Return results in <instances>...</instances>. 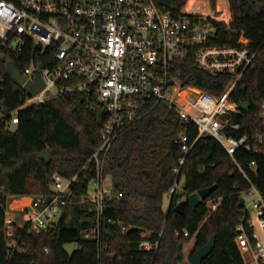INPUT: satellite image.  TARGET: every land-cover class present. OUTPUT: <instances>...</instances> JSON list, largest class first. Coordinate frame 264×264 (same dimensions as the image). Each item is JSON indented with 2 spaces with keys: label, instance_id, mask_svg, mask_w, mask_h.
Masks as SVG:
<instances>
[{
  "label": "trees",
  "instance_id": "obj_1",
  "mask_svg": "<svg viewBox=\"0 0 264 264\" xmlns=\"http://www.w3.org/2000/svg\"><path fill=\"white\" fill-rule=\"evenodd\" d=\"M154 1L176 18L200 17L184 12L187 2L188 11H197L195 0ZM228 2V25L206 17L216 27L209 44L240 46L244 38L257 51L232 94L237 102L250 104L238 118L242 123L238 135H247L254 143L252 134L259 127L254 115L264 102V0ZM211 7L216 8V0H211ZM28 59L27 52L0 58V101L4 109L19 108L28 98L10 70L11 66L21 69ZM178 72L182 86L175 90L174 97L195 111L211 108L234 79L232 74L211 75L199 68L194 53L185 61L171 63L170 73ZM132 114L105 163L104 174L119 196L104 201L101 258L96 241L83 235L97 224L95 206L86 200L88 184L96 178V165L88 161L102 144L101 131L109 118L106 105L95 93H67L23 108L14 130L0 121V185L5 188L0 199V264H190L188 260L183 262L185 244L194 238L193 254L212 236L216 237V245L202 264H245L236 241L239 203L251 183L264 197V153L239 150L231 157L215 138L204 136L194 143L180 165L184 155L180 136L187 133L192 141L197 135L196 126L184 122L168 101L154 97L136 99ZM46 149L51 152L49 160L41 157ZM253 161L254 168L250 166ZM55 173L66 178L76 176L79 181L72 185V194L57 223L36 231L28 221L22 226L15 222L8 236L5 220L9 202L24 196L49 197ZM181 179L182 192L171 194ZM213 185L217 188L196 208L187 202L181 213L175 211L191 194ZM210 202L218 204L215 210L210 209ZM143 231L153 236L162 233L156 255L139 249ZM184 231H188V237ZM69 243L77 244L72 253L65 249ZM113 253L114 257L108 255Z\"/></svg>",
  "mask_w": 264,
  "mask_h": 264
},
{
  "label": "built area",
  "instance_id": "obj_2",
  "mask_svg": "<svg viewBox=\"0 0 264 264\" xmlns=\"http://www.w3.org/2000/svg\"><path fill=\"white\" fill-rule=\"evenodd\" d=\"M192 15L200 17L176 18L163 12L154 0H0V58L27 52L29 59L19 69L20 74L26 81H35L39 72L44 83L42 91L36 96L28 95L19 108L4 109L0 101V121L16 129L20 111L39 96L43 103L67 93L88 92L95 93L106 105L109 118L101 131L102 144L88 161L96 165V178L88 184L86 200L95 206L97 224L83 235L84 239L96 241L100 258L104 201L119 196L104 174L105 163L115 139L133 116L136 99L154 97L168 101L184 122L196 126L197 135L192 141L187 133L180 136L184 153L180 165L185 163L194 143L204 136L215 138L231 157L239 150L264 153V102L258 105L259 111L254 115L259 127L252 134L253 143L247 135H238L242 128L238 118L243 116V108L232 98L257 51L244 38L240 46L210 45L216 33L215 25L206 20L207 14ZM212 18L219 20L216 16ZM225 22L228 25L229 19ZM191 53L195 55L196 65L211 75H234L207 110H191L174 97L182 79L181 73H170L171 63L185 61ZM235 164L249 180L241 163L235 160ZM250 166L254 168L255 162ZM74 183H79L76 176L66 178L55 173L49 197H31L29 204L22 203L18 208L24 221L36 231L47 230L57 223ZM179 185L171 189V194L182 192ZM4 194L5 188L0 185V199ZM22 198H14L7 206L8 236L12 235V224L16 222L10 211H17L13 205ZM242 198L236 241L245 264H264V197L251 183ZM209 206L215 210L218 204L210 202ZM184 236H189L188 231H184ZM161 237L162 233L153 236L143 231L138 247L156 255Z\"/></svg>",
  "mask_w": 264,
  "mask_h": 264
},
{
  "label": "water",
  "instance_id": "obj_3",
  "mask_svg": "<svg viewBox=\"0 0 264 264\" xmlns=\"http://www.w3.org/2000/svg\"><path fill=\"white\" fill-rule=\"evenodd\" d=\"M10 70H11L13 79L16 81V83L19 86H21L25 90V92L29 96L38 95L44 88V83H43L42 77L39 72H36L35 74V81H26V77L20 74L19 69H17L14 66H11ZM242 88L243 90H245L246 87L244 86ZM249 105H250L249 102H243L241 104L242 108L245 110H249ZM41 157L49 160L50 159L49 149L44 150L41 153ZM216 188H217V185H213L207 188L200 189L196 193L191 194L188 200H184L176 206L175 211L178 213H181L185 205L187 204V202L190 203L192 208H196L198 204L201 201L206 200ZM243 204H244V199L241 198L239 207H242ZM215 245H216V237L212 236L211 239L205 245L201 246L193 254L190 255V257L188 258L189 263L190 264H202L203 259L212 252Z\"/></svg>",
  "mask_w": 264,
  "mask_h": 264
},
{
  "label": "rangeland",
  "instance_id": "obj_4",
  "mask_svg": "<svg viewBox=\"0 0 264 264\" xmlns=\"http://www.w3.org/2000/svg\"><path fill=\"white\" fill-rule=\"evenodd\" d=\"M195 1H196V3L194 5V8L197 11L196 12L195 11H192V12L188 11L187 10L188 2H187L186 6L184 7L185 13H187V14L197 13V14H203V15L207 14L210 17L216 16L219 20H222V21H225L226 19L228 20V15H227L228 13H226L227 11L229 12V10H230L228 0H216V8L210 7L211 6V0H195ZM211 8H212V11H211ZM42 101L43 100L41 99V96H39L38 98L34 99L32 103L33 104L34 103H40V102L42 103ZM49 153H50V158H51L50 150H49ZM183 183H184V179H181L179 186L183 185ZM243 197H244V195H243ZM247 200H249V197H247ZM167 204L168 203L166 201V205ZM15 205H17V204L14 203L13 206H15ZM10 212H11V217L16 220V223L19 226H22L25 223L24 216H23V214H21V212L19 210L14 211V212L10 211ZM193 245H194V238L190 239V241L187 244H185L183 262L187 261L188 258L190 257ZM65 249L69 253H72L74 250L77 249V244L76 243H69L65 246Z\"/></svg>",
  "mask_w": 264,
  "mask_h": 264
},
{
  "label": "crops",
  "instance_id": "obj_5",
  "mask_svg": "<svg viewBox=\"0 0 264 264\" xmlns=\"http://www.w3.org/2000/svg\"><path fill=\"white\" fill-rule=\"evenodd\" d=\"M30 199H31L30 196H24L22 199L15 201V203L17 204V205H15V207L17 208L16 210H18V208L20 207V205H22V203L23 204H29Z\"/></svg>",
  "mask_w": 264,
  "mask_h": 264
}]
</instances>
